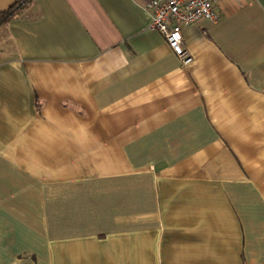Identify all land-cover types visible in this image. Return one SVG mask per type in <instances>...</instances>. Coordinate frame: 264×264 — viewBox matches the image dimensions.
Listing matches in <instances>:
<instances>
[{
    "label": "crops",
    "instance_id": "0c3cea01",
    "mask_svg": "<svg viewBox=\"0 0 264 264\" xmlns=\"http://www.w3.org/2000/svg\"><path fill=\"white\" fill-rule=\"evenodd\" d=\"M148 1L0 26V264H264V0L182 27L186 66Z\"/></svg>",
    "mask_w": 264,
    "mask_h": 264
},
{
    "label": "built area",
    "instance_id": "2783aa9c",
    "mask_svg": "<svg viewBox=\"0 0 264 264\" xmlns=\"http://www.w3.org/2000/svg\"><path fill=\"white\" fill-rule=\"evenodd\" d=\"M225 0H152L146 10L150 14L149 29L158 31L165 38L170 51L182 65L191 61L190 52L183 44L181 29L200 19L215 22L218 18L215 6Z\"/></svg>",
    "mask_w": 264,
    "mask_h": 264
},
{
    "label": "trees",
    "instance_id": "16d2710c",
    "mask_svg": "<svg viewBox=\"0 0 264 264\" xmlns=\"http://www.w3.org/2000/svg\"><path fill=\"white\" fill-rule=\"evenodd\" d=\"M32 0H18L12 6L0 12V26L7 23L9 19L18 16L25 6L31 4Z\"/></svg>",
    "mask_w": 264,
    "mask_h": 264
}]
</instances>
